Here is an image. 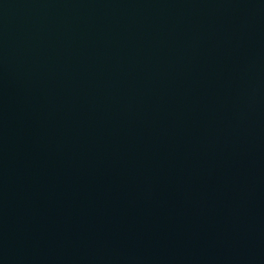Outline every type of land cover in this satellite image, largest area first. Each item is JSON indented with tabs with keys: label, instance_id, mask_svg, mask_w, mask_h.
I'll return each instance as SVG.
<instances>
[{
	"label": "water",
	"instance_id": "obj_1",
	"mask_svg": "<svg viewBox=\"0 0 264 264\" xmlns=\"http://www.w3.org/2000/svg\"><path fill=\"white\" fill-rule=\"evenodd\" d=\"M0 264H264V0H0Z\"/></svg>",
	"mask_w": 264,
	"mask_h": 264
}]
</instances>
